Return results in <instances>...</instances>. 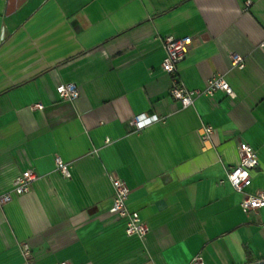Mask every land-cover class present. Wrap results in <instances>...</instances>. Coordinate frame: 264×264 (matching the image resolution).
<instances>
[{
  "label": "crops",
  "instance_id": "1",
  "mask_svg": "<svg viewBox=\"0 0 264 264\" xmlns=\"http://www.w3.org/2000/svg\"><path fill=\"white\" fill-rule=\"evenodd\" d=\"M186 36L180 82L200 90L221 74L233 97L187 108L169 97L163 39ZM262 41L264 0H0V195L23 172L38 176L0 205V264L264 261V208H240L264 192ZM63 83L76 85L75 101L58 98ZM141 114L162 120L134 131ZM239 143L259 162L243 193L225 179ZM113 178L149 228L143 240L109 212Z\"/></svg>",
  "mask_w": 264,
  "mask_h": 264
},
{
  "label": "built area",
  "instance_id": "2",
  "mask_svg": "<svg viewBox=\"0 0 264 264\" xmlns=\"http://www.w3.org/2000/svg\"><path fill=\"white\" fill-rule=\"evenodd\" d=\"M249 2H246V6ZM192 42L190 36L183 38L166 37L163 39V48L165 57L161 62L160 68L163 73L171 78V87L168 91L169 97L180 104L181 108H187L193 105L196 98L201 96H211L215 92H222L228 97H233L234 93L224 80L221 74L212 75L205 84V87L200 90H189L178 79L177 66L182 62L189 52ZM264 49V41L259 45ZM231 64L234 68L243 69V58L233 56ZM57 95L63 101H75L79 92L75 84L63 83L57 87ZM35 105L34 107H37ZM162 119L156 116L147 117L143 114L134 116L130 120V126L134 131H141L146 126L161 121ZM213 134V128L210 125H204L201 128L200 139L202 142H207ZM238 164L232 167L226 173V181L235 192L243 193L245 187L250 182V171L258 167V157L256 151L247 144L239 143L237 145ZM54 170L63 178H70V165L63 162L59 157H55ZM38 178L37 174L32 170H27L15 178L12 183V188L9 192L0 195V205L6 204L12 200L13 196H21L27 193L31 184ZM113 198L109 212L116 215L124 221V233L128 238H137L143 240L147 235L149 228L141 220L139 214L135 211H130L127 207V198L129 189L126 184L119 179H111ZM240 208L244 213L253 212L260 208H264V192L254 194H245L240 202ZM24 255L28 254V247H22ZM191 264H202L197 258H194Z\"/></svg>",
  "mask_w": 264,
  "mask_h": 264
},
{
  "label": "water",
  "instance_id": "3",
  "mask_svg": "<svg viewBox=\"0 0 264 264\" xmlns=\"http://www.w3.org/2000/svg\"><path fill=\"white\" fill-rule=\"evenodd\" d=\"M255 264H264V261H261V262H257Z\"/></svg>",
  "mask_w": 264,
  "mask_h": 264
}]
</instances>
